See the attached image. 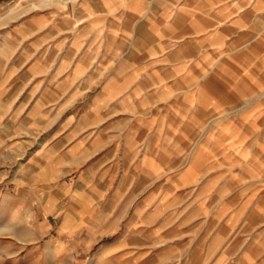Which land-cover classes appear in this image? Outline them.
I'll return each mask as SVG.
<instances>
[{"label": "rangeland", "instance_id": "1", "mask_svg": "<svg viewBox=\"0 0 264 264\" xmlns=\"http://www.w3.org/2000/svg\"><path fill=\"white\" fill-rule=\"evenodd\" d=\"M100 7L0 0V264H168L200 243L205 256L228 195L239 208L249 189L226 182L248 145L217 142V111L180 93L100 95L122 57Z\"/></svg>", "mask_w": 264, "mask_h": 264}, {"label": "crops", "instance_id": "2", "mask_svg": "<svg viewBox=\"0 0 264 264\" xmlns=\"http://www.w3.org/2000/svg\"><path fill=\"white\" fill-rule=\"evenodd\" d=\"M99 3L102 42L122 51L121 63L104 73L101 96L111 100L118 93H180L185 105L194 101L217 111L210 122L218 125V143L231 140L234 146L241 139L248 145L243 154L249 158L226 182L243 180L249 191L239 208L228 195L226 226L212 234L211 253L203 256L201 243L195 244L194 256L168 264H264V0ZM236 109L240 114L233 115ZM239 217L242 238L235 233ZM222 235L221 245L226 246L217 248Z\"/></svg>", "mask_w": 264, "mask_h": 264}]
</instances>
